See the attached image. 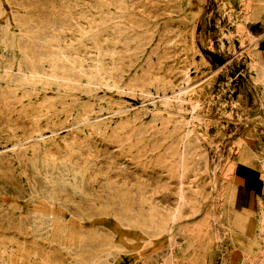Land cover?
I'll return each instance as SVG.
<instances>
[{"label": "rangeland", "instance_id": "1", "mask_svg": "<svg viewBox=\"0 0 264 264\" xmlns=\"http://www.w3.org/2000/svg\"><path fill=\"white\" fill-rule=\"evenodd\" d=\"M0 264H264V0H0Z\"/></svg>", "mask_w": 264, "mask_h": 264}]
</instances>
